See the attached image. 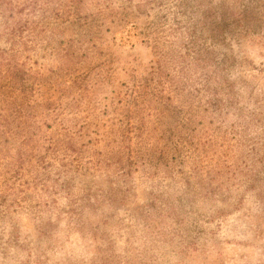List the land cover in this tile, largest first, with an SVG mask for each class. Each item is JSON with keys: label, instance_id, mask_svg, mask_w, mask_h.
<instances>
[{"label": "rangeland", "instance_id": "obj_1", "mask_svg": "<svg viewBox=\"0 0 264 264\" xmlns=\"http://www.w3.org/2000/svg\"><path fill=\"white\" fill-rule=\"evenodd\" d=\"M0 264H264V0H0Z\"/></svg>", "mask_w": 264, "mask_h": 264}]
</instances>
